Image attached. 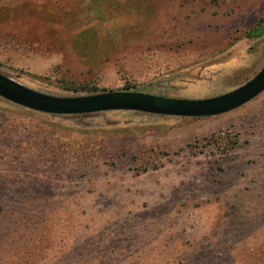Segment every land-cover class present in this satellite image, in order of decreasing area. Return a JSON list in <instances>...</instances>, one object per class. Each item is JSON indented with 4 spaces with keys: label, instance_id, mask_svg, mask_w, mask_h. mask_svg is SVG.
I'll return each instance as SVG.
<instances>
[{
    "label": "rangeland",
    "instance_id": "rangeland-1",
    "mask_svg": "<svg viewBox=\"0 0 264 264\" xmlns=\"http://www.w3.org/2000/svg\"><path fill=\"white\" fill-rule=\"evenodd\" d=\"M263 66L264 0H0V73L46 94L205 99ZM0 264H264V92L205 118L0 97Z\"/></svg>",
    "mask_w": 264,
    "mask_h": 264
},
{
    "label": "water",
    "instance_id": "water-1",
    "mask_svg": "<svg viewBox=\"0 0 264 264\" xmlns=\"http://www.w3.org/2000/svg\"><path fill=\"white\" fill-rule=\"evenodd\" d=\"M264 92V66L244 85L205 99L166 97L138 91H110L62 97L46 94L0 73V97L15 105L47 115H89L113 111L139 112L181 118H205L234 111Z\"/></svg>",
    "mask_w": 264,
    "mask_h": 264
},
{
    "label": "trees",
    "instance_id": "trees-1",
    "mask_svg": "<svg viewBox=\"0 0 264 264\" xmlns=\"http://www.w3.org/2000/svg\"><path fill=\"white\" fill-rule=\"evenodd\" d=\"M127 112V111H123ZM139 113V112H138ZM99 114V113H98ZM47 115V114H45ZM89 115H94V114H89ZM49 116H54V117H81V116H87V115H72V116H58V115H49ZM29 231V237H31L26 245H24L25 248L28 250L33 247L35 244L36 239L42 235V233L45 232V227L37 226V227H28Z\"/></svg>",
    "mask_w": 264,
    "mask_h": 264
}]
</instances>
